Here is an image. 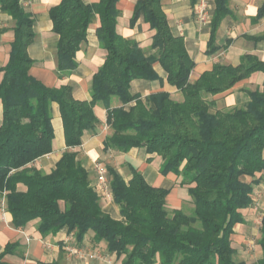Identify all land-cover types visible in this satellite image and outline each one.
Masks as SVG:
<instances>
[{
  "label": "trees",
  "instance_id": "1",
  "mask_svg": "<svg viewBox=\"0 0 264 264\" xmlns=\"http://www.w3.org/2000/svg\"><path fill=\"white\" fill-rule=\"evenodd\" d=\"M119 0H61L50 8L57 43L58 72L78 67L77 51L87 38L89 25L100 17L97 35L106 49L102 65L92 78L91 99L79 100L70 84L48 86L30 69L28 52L34 40V18L21 0H0V9L14 19V40L6 65L0 66L3 117L0 125V193L16 227L39 218L42 234L67 226L77 240L93 231L96 242L105 240L122 264H264V216L260 227L261 259L236 260L232 235L244 221L252 203L256 176L264 172V83L249 90L247 104L228 110L216 108L215 95L232 88L256 71L264 61L247 54L238 65L216 63L196 79L195 61L183 35L173 32L162 0H137L130 25L142 17L153 31L152 53L136 39L117 30ZM208 53L221 48L216 33L230 12V0H215ZM264 16V6L256 18ZM168 82L183 93L175 99L169 91L144 98L131 92L134 79H157L155 64ZM117 97L120 106L109 107L107 123L112 133L104 149L126 152L145 147L157 154L162 173H175L189 185L191 212L167 205L169 189L154 186L129 165L126 179L106 165L113 200L121 219L106 213L100 192L73 150H66L55 168L45 173L32 164L53 150L52 104L57 102L69 147L82 144L83 134L100 123L95 105ZM246 176L253 177L247 181ZM170 208V209H169ZM7 251L0 254L1 258Z\"/></svg>",
  "mask_w": 264,
  "mask_h": 264
},
{
  "label": "crops",
  "instance_id": "2",
  "mask_svg": "<svg viewBox=\"0 0 264 264\" xmlns=\"http://www.w3.org/2000/svg\"><path fill=\"white\" fill-rule=\"evenodd\" d=\"M84 1L95 3L99 0ZM202 1L205 4V20H201ZM60 2L61 0H21L22 6L31 12L34 18L35 37L28 47V52L34 59L30 72L48 86L70 84L76 99L90 100L93 75L104 62L107 53L97 35L100 17L97 14L89 25L87 38L82 41L77 51L78 67L60 74L57 63L59 35L53 30L49 12L52 6ZM136 2L137 0L118 1L117 6L121 14L118 17L117 30L127 38L136 39L147 53H152L155 51L151 48L153 31L149 29L148 23L140 17L134 26L130 25ZM162 4L173 32L184 36L188 52L195 61L192 79L212 69L216 63L238 65L247 54L264 61V16L256 18L260 8L264 6V0H230V12L222 19L216 33V43L221 48L215 53H208L215 0H162ZM14 25L13 17L0 9V66L6 65L9 60L15 37ZM155 69L159 74L157 79H134L131 92L144 98L148 94L165 90L175 99L182 100L183 93L168 82L167 73L161 64L156 63ZM3 77L4 72L0 71V82ZM263 83L264 72L256 71L229 90L207 95V98L216 101L217 109H232L247 104L250 100L249 90L263 88ZM120 105L121 101L117 97L110 101L98 102L94 109L100 119L99 125L94 131L84 132L82 144L69 147L59 104L54 102L53 150L41 156L32 165L49 173L66 150H73L89 172L92 183H97L95 165L98 161L113 165L126 179L131 176L129 165H133L143 173L150 184L170 190L167 205L184 209L191 199L189 185L183 184L182 177L175 173H162V159L159 155L149 154L145 147H132L126 152L113 148L104 149V142L112 133V128L107 123V110L109 107ZM2 117L3 104L0 99V125ZM256 178L258 181L253 184L252 203L243 211L244 221L236 224L232 235L236 260L252 262L263 256L259 239L264 216V172H260ZM245 179L252 181L253 177L246 176ZM100 204L106 213L115 219H121L113 196L109 198L100 194ZM39 223L40 219L36 218L23 227L14 226L12 214L7 210L5 192L0 193V254L7 251L1 258L3 264H122V257L110 252L105 240L94 241L93 231H89L82 240H77L67 226L54 233L42 234Z\"/></svg>",
  "mask_w": 264,
  "mask_h": 264
},
{
  "label": "built area",
  "instance_id": "3",
  "mask_svg": "<svg viewBox=\"0 0 264 264\" xmlns=\"http://www.w3.org/2000/svg\"><path fill=\"white\" fill-rule=\"evenodd\" d=\"M204 8H205V4L202 1L201 7H200L201 20L206 19V15L205 13H203ZM95 168L97 172V183L96 184H97V188L100 194L111 198L112 193L110 191V185H109V180H108V175H107L108 170H107L106 164L103 163L102 161H98L96 162Z\"/></svg>",
  "mask_w": 264,
  "mask_h": 264
},
{
  "label": "rangeland",
  "instance_id": "4",
  "mask_svg": "<svg viewBox=\"0 0 264 264\" xmlns=\"http://www.w3.org/2000/svg\"><path fill=\"white\" fill-rule=\"evenodd\" d=\"M176 97H177V95H176ZM187 205L185 206V210L186 211H192L193 209H194V204H193V202H192V199H190L189 200V202L188 203H186ZM169 207H170V204L168 205ZM171 208V207H170ZM169 208V209H170ZM156 264H159V263H156Z\"/></svg>",
  "mask_w": 264,
  "mask_h": 264
}]
</instances>
